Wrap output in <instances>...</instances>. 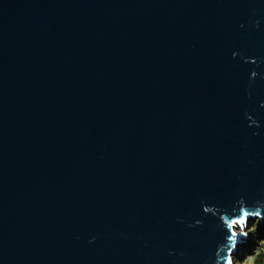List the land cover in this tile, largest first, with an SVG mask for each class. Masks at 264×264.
Listing matches in <instances>:
<instances>
[{"label":"water","instance_id":"95a60500","mask_svg":"<svg viewBox=\"0 0 264 264\" xmlns=\"http://www.w3.org/2000/svg\"><path fill=\"white\" fill-rule=\"evenodd\" d=\"M264 219V0H0V264H232Z\"/></svg>","mask_w":264,"mask_h":264},{"label":"rangeland","instance_id":"374dc122","mask_svg":"<svg viewBox=\"0 0 264 264\" xmlns=\"http://www.w3.org/2000/svg\"><path fill=\"white\" fill-rule=\"evenodd\" d=\"M234 229L237 234H245L240 237L236 246L237 255L233 258L232 264H264V219L249 220L244 225Z\"/></svg>","mask_w":264,"mask_h":264},{"label":"bare ground","instance_id":"6f19581e","mask_svg":"<svg viewBox=\"0 0 264 264\" xmlns=\"http://www.w3.org/2000/svg\"><path fill=\"white\" fill-rule=\"evenodd\" d=\"M235 229V228H234ZM236 229H238V228H236ZM237 255V254H236Z\"/></svg>","mask_w":264,"mask_h":264}]
</instances>
